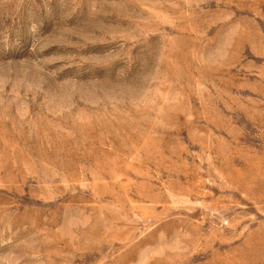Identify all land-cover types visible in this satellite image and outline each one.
Returning <instances> with one entry per match:
<instances>
[{
    "label": "rangeland",
    "instance_id": "obj_1",
    "mask_svg": "<svg viewBox=\"0 0 264 264\" xmlns=\"http://www.w3.org/2000/svg\"><path fill=\"white\" fill-rule=\"evenodd\" d=\"M0 264H264V0H0Z\"/></svg>",
    "mask_w": 264,
    "mask_h": 264
}]
</instances>
